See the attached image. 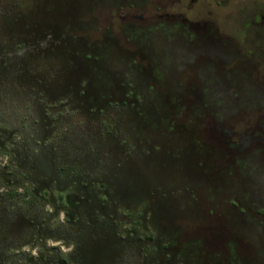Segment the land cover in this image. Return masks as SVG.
Instances as JSON below:
<instances>
[{"label": "rangeland", "instance_id": "1", "mask_svg": "<svg viewBox=\"0 0 264 264\" xmlns=\"http://www.w3.org/2000/svg\"><path fill=\"white\" fill-rule=\"evenodd\" d=\"M179 27L213 30L230 62L177 70ZM230 125L252 131L242 152L209 139ZM255 168L264 0H0V264H261Z\"/></svg>", "mask_w": 264, "mask_h": 264}, {"label": "flooded vegetation", "instance_id": "2", "mask_svg": "<svg viewBox=\"0 0 264 264\" xmlns=\"http://www.w3.org/2000/svg\"><path fill=\"white\" fill-rule=\"evenodd\" d=\"M133 1V3L135 5L138 4L139 0H131ZM165 16H167V14H164ZM136 19H140L139 15H134ZM184 20V18H183ZM215 32L213 30H208L205 35L203 37H201L200 35H194L191 34V32H189L188 30H185L183 28H180L178 30L172 31L170 33H168L167 35V43L170 45V48H168V54L172 55L175 53H179L182 56V59L180 60V56L178 57V63H182L183 67L179 68L177 70H183L187 65L194 63V60L196 58H204V60L206 62H210V63H219L221 65H226L227 63L230 62L231 60V53L230 51L227 49V47L225 46V44L221 41L220 38H218V36H214ZM173 37L174 40H169L171 37ZM199 43V44H198ZM137 45V43H136ZM138 49L136 52H139V56L142 59H146L148 61V63L150 62V57L145 55V51L143 49L142 46L137 45ZM178 50L175 49V51L173 50L174 48H177ZM167 52V51H166ZM175 61L174 59L171 60ZM170 62V61H169ZM202 62V61H201ZM204 63V62H203ZM150 67V65H149ZM201 69H197L196 73L193 75H186L187 78H184L185 81H188L189 83H201ZM206 72H209V70H206ZM152 77V76H150ZM229 79L231 76H227ZM153 81H155L154 78H152ZM193 86V85H192ZM194 95V94H193ZM194 98L197 99V97H199V95L196 93L194 96ZM221 97H214L213 98V102L214 104L218 107L217 100H219ZM202 99V96H201ZM199 99V100H201ZM188 101H192L191 98H187ZM206 100V99H205ZM231 113V112H230ZM229 112L226 113L225 116H220L219 119H222L226 116H228L230 114ZM246 122H248V120L242 121V124L244 125ZM243 125H240L241 127ZM235 126L230 125V128L226 129L223 131V133L221 132H215L213 135H211V137L209 136V139L212 140L213 143H215V145H226L227 142L232 143L231 145L234 148H238L237 152H242L245 149L248 148L249 146V141L251 138V134L252 131L251 130H246L243 129L242 131H234ZM207 132H204L203 136H206ZM213 140H217V141H213ZM225 140V141H224ZM184 144H186V147L190 149H193V146L189 143H187L186 141H183ZM257 143V145L261 146V139L257 138V141L255 142ZM185 155H186V150L184 151ZM186 158V157H184ZM208 160V159H207ZM258 170V169H257ZM247 172V171H246ZM264 172H262L260 169L256 172V168L251 170L249 175L247 173H245L243 176L246 179V183H247V188L249 190H247V195H252L254 198L252 199H248L246 197V200L243 201V203L241 204L242 207V212L246 211H253L255 212V214L258 216L257 217V221H262V219H264V206L262 205L263 202H261L258 197H259V190L261 191V189L258 187L259 185L258 182H264V178L263 176ZM252 183L253 185H257V187H252ZM189 189L192 188V186H187ZM194 187V186H193ZM202 187L203 185L199 184V186L194 187L197 188L199 192L202 191ZM205 189H203V191L201 193H205ZM234 191H228V194H232ZM243 198V197H242ZM259 200V201H258ZM262 203V204H261ZM235 206V205H234ZM260 206L261 209H257ZM248 209V210H247ZM8 221L11 219L7 218ZM6 219V220H7ZM5 222V221H4ZM33 226L37 223L32 222ZM32 226V227H33ZM198 229H201L200 227H197ZM208 229H215V230H222V227H207ZM34 229V228H33ZM32 229V230H33ZM30 230V234L32 235H36V231L35 230ZM49 233V232H48ZM197 233V232H196ZM200 233V232H198ZM39 235H42V230L38 232ZM47 234V233H46ZM258 235H262V232L258 233ZM217 240L216 241H220V242H224L225 238L221 236V238L219 239V236L215 237ZM218 246V244L216 245ZM166 249H169V245L167 246ZM223 254L225 253L227 256H229L227 254V250H225L224 248L222 249ZM217 256V255H216ZM216 256H211V258L209 259V261L206 264H220L218 258ZM230 259V257H229ZM227 260V261H232V260ZM244 260L240 259V262H243ZM261 264H264V258L260 259ZM66 262L61 261L60 264H65ZM186 264L187 261L185 262ZM227 264V263H226Z\"/></svg>", "mask_w": 264, "mask_h": 264}]
</instances>
